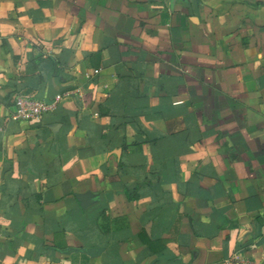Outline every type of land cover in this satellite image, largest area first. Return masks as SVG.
Wrapping results in <instances>:
<instances>
[{
	"label": "crops",
	"instance_id": "0c3cea01",
	"mask_svg": "<svg viewBox=\"0 0 264 264\" xmlns=\"http://www.w3.org/2000/svg\"><path fill=\"white\" fill-rule=\"evenodd\" d=\"M0 264H264V0H0Z\"/></svg>",
	"mask_w": 264,
	"mask_h": 264
},
{
	"label": "built area",
	"instance_id": "2783aa9c",
	"mask_svg": "<svg viewBox=\"0 0 264 264\" xmlns=\"http://www.w3.org/2000/svg\"><path fill=\"white\" fill-rule=\"evenodd\" d=\"M61 96L55 97V102L60 101ZM14 112L11 120L15 122L39 121L50 106L44 100L30 97H18L14 100Z\"/></svg>",
	"mask_w": 264,
	"mask_h": 264
}]
</instances>
